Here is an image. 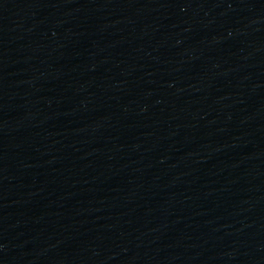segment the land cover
Returning a JSON list of instances; mask_svg holds the SVG:
<instances>
[{
  "label": "water",
  "instance_id": "water-1",
  "mask_svg": "<svg viewBox=\"0 0 264 264\" xmlns=\"http://www.w3.org/2000/svg\"><path fill=\"white\" fill-rule=\"evenodd\" d=\"M0 264H264V0H0Z\"/></svg>",
  "mask_w": 264,
  "mask_h": 264
}]
</instances>
